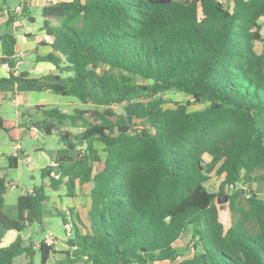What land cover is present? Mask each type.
<instances>
[{
  "label": "trees",
  "instance_id": "16d2710c",
  "mask_svg": "<svg viewBox=\"0 0 264 264\" xmlns=\"http://www.w3.org/2000/svg\"><path fill=\"white\" fill-rule=\"evenodd\" d=\"M43 13L52 50L37 60L57 73L16 74L17 41L7 35L10 75L0 82L95 108L36 107L44 117L35 126L63 144L42 180L68 198L91 184L89 225L68 214L73 236L55 264H264V192L253 188L264 179V0H58ZM172 92L185 100L166 98ZM20 157L9 156V167ZM212 175L224 177L216 192ZM235 182L249 187L245 203V191L227 188ZM8 188L0 176V264L22 255L48 264L55 247L44 236L38 248L23 233L34 225L44 232L56 213L64 224L70 218L50 206L44 182L19 196L16 216L7 214ZM188 232L192 255L178 261Z\"/></svg>",
  "mask_w": 264,
  "mask_h": 264
},
{
  "label": "rangeland",
  "instance_id": "374dc122",
  "mask_svg": "<svg viewBox=\"0 0 264 264\" xmlns=\"http://www.w3.org/2000/svg\"><path fill=\"white\" fill-rule=\"evenodd\" d=\"M28 1V7L30 8V14L35 19V23H31V27L33 28V31L39 32V30L44 26V13H43V5L47 3H53L58 0H8V5L13 6V10H15L17 4L25 3ZM30 1V2H29ZM35 2V3H34ZM39 3V4H37ZM31 4V5H30ZM15 13V12H14ZM260 23L263 26V33H264V18L260 20ZM28 25V24H27ZM264 48L263 42L257 43V50L259 52H262ZM32 60L35 59V57H31ZM31 59L24 58L23 64L20 67L22 71H30L32 76L38 77L41 76L40 73L32 72V69L34 67V63L31 61ZM20 61V60H18ZM51 65V64H50ZM166 98H169L170 100H176V101H182L185 100V96L178 93H168L166 94ZM49 106L52 107H58L63 111L72 112L74 108L76 107H84L86 109H90L93 111L95 108L94 106L90 105H80V104H74L72 102L68 101H55L54 103L50 104ZM23 107V106H21ZM203 107L201 104H194L192 106L193 109H199ZM10 110V113L14 114L16 111L15 106L7 107ZM24 110H28L29 107H23ZM6 108H2L3 112ZM118 112H121V107H116ZM106 111H109L107 109ZM28 112V111H27ZM95 114H92L94 116ZM43 114L40 111L35 110L33 118L37 122L38 120L43 119ZM113 118V117H112ZM64 129H71L74 131H79L77 128H73L71 125L66 124L63 126ZM16 143H19L21 145V148L27 152V154H31L32 157H34L33 163H28L27 160L24 157H20L19 164L14 167L5 166V164H8V160L2 161L0 159V176L5 177L7 184H8V191L6 192L4 198H5V205H4V212L7 214H10L12 216H16L17 214V203L18 198L20 195H22L29 187H33L34 185H40L42 183L41 178V168L44 167L47 162H51V158L53 154L63 147V144L58 136V134L53 135H47L44 132L38 130H31L29 133H27L26 137L21 138L18 142H15L13 144V141L11 140L9 133L5 132L0 127V148L6 145H17ZM36 146H40L41 148H44V150L40 151L36 149ZM97 148L100 150V153L102 156L105 157V152L103 151V145L99 142H96ZM3 147V148H4ZM263 172L261 170L257 171L256 175L258 177L261 176ZM224 181V177H218L216 175H212V178L208 181V186L211 191H218L220 186L222 185ZM246 188H249L247 185H245ZM253 188L259 192H264V179L259 178L256 182L253 184ZM241 191V189H239ZM47 191L49 194H53V191L48 186ZM231 191V190H230ZM244 193V192H243ZM86 193H81V197L76 198L73 197L72 199L65 198V201L62 202L58 197V201L54 200V203H52L53 207H56L60 209L63 213L66 215L69 214V208L73 207L74 214L79 213L81 216L85 219L87 222V214L89 211V199L87 198ZM245 194V193H244ZM55 195V194H54ZM247 195V194H246ZM246 195L240 196V200L242 203H245ZM70 216L68 215V219ZM221 218L223 222L229 226L232 223V212L228 206L224 207L221 212ZM66 223H71L73 225L72 218L67 220ZM45 226L46 229L44 232L38 231L39 227L37 225H34L32 227H29L23 235L26 238H32L34 242L36 243V247L39 248V241H41L45 235H51L53 242L52 245L55 247L56 254L52 256L50 262L48 264H55L58 260H61L65 255L62 253L63 251H66L68 249L67 245V239L66 233L64 229V223H63V217L61 214H55L54 216H51L45 220ZM15 237V233H11L7 236L6 241L10 242ZM29 241V240H28ZM179 246V251L182 254L181 257L178 258V261L182 260L185 257H190L192 255V241H191V234H186ZM37 262H40V255H37L36 259ZM28 261V258L25 255L19 256L15 260V264H26ZM155 264H176V263H170V262H158Z\"/></svg>",
  "mask_w": 264,
  "mask_h": 264
},
{
  "label": "crops",
  "instance_id": "0c3cea01",
  "mask_svg": "<svg viewBox=\"0 0 264 264\" xmlns=\"http://www.w3.org/2000/svg\"><path fill=\"white\" fill-rule=\"evenodd\" d=\"M26 3L28 4V1ZM45 4H49V3L46 2ZM17 5H20V4H17ZM13 8L14 7L10 5H7V6L0 5V78H6V77H9L10 75V68H9L8 61L11 58L8 56L9 40H8L7 35H13L17 41L16 47H15V51H16L15 57L20 60V64L16 66L15 68L16 74L23 72L20 69V67L23 64V59L27 57L28 59H31V57L33 56L35 57V59L34 60L31 59V61L34 63L32 72L40 73L41 76H38V77L57 73V70L52 63L37 60V57L39 55L41 56L47 55L52 50V48L50 47L48 43L50 41V38L46 35V31L41 28L39 32L35 33L33 31V28L30 26L32 22L29 21L28 17H27L28 25L26 27L20 26L15 21L12 22L10 20L9 12L15 15ZM20 52L23 53L22 56L19 55ZM26 72H29L30 76L34 77L32 76L30 71H26ZM60 100H63L64 102L68 101L69 103L72 102L74 104H78V102L73 98L58 96L50 91L39 92L32 88L18 87L16 85H11L6 82H0V118H2L5 128H2L1 126L0 127L5 132L9 133V136L11 140L13 141V144H15V142H18L21 138L26 137L27 133H29V131H31L32 129L35 131L40 130L38 127L35 126V124H38L39 121L36 122L33 118L34 111L36 110L37 106L43 105L47 107H52L49 105L54 103L55 101H60ZM10 106L16 107V111L14 114L10 113V110L7 108ZM21 106L29 107V109L24 110V108ZM2 108H6L4 112ZM16 144L17 145H6L5 147L3 146L4 148L3 147L0 148V159L4 162L5 160H8L9 162V159H8L9 156L17 155L18 157H20V155H22V152H24L25 153L24 158L27 160V162L33 163L34 157H32L31 154H27V152H25L21 148V145L19 143H16ZM36 149L40 151L44 150V148H41L40 146H36ZM54 155L55 154H53L51 158L52 159L51 162H47L46 165L53 163ZM28 158H30V161H28ZM19 161H20V158L18 160V164H19ZM6 166H9V163L5 164L4 167ZM42 182H44L46 185V193L49 196L51 205L52 203H54V200L58 201V199H60L62 202H64L65 198H68L66 197V190L64 187L58 191H54L51 189L53 191V194H49L47 191V187L49 186L48 180L44 179V181L42 180ZM30 189H32V187H29L27 190L29 191ZM90 189H91V184H85L83 186H80L76 189L75 196H74L76 198H79L81 197L80 195L81 193L87 192L88 194H85V195L87 196L90 202L88 206L89 209L91 207ZM56 197H58V199ZM72 198L73 197L69 199H72ZM69 213L74 214L73 207L69 208ZM76 214H79V213L77 212ZM79 215L82 221L84 222V224L88 226L89 225L88 219L86 222L85 219L81 216V214ZM186 234H184L180 238L177 245L180 244L182 238ZM174 263L177 264V262H174Z\"/></svg>",
  "mask_w": 264,
  "mask_h": 264
},
{
  "label": "built area",
  "instance_id": "2783aa9c",
  "mask_svg": "<svg viewBox=\"0 0 264 264\" xmlns=\"http://www.w3.org/2000/svg\"><path fill=\"white\" fill-rule=\"evenodd\" d=\"M15 14H17V18L15 20V22H17L20 26L26 27L28 24V20L23 17V5H17L15 10H14ZM22 52L19 53L20 56H22ZM18 56V55H17ZM19 60V59H18ZM20 64V61H17L16 66H18ZM28 161H30V158H28ZM228 190L233 191V190H243L246 192V196L249 197L250 194L248 193V188H246V186L244 184H242V182H235V183H230L227 186ZM32 189L29 190V192H31ZM64 229H65V233H66V238H71L73 236V225L71 223H65L64 224ZM51 235H45V242L48 245H52V238L50 237Z\"/></svg>",
  "mask_w": 264,
  "mask_h": 264
}]
</instances>
